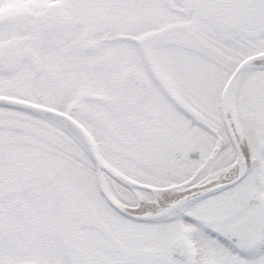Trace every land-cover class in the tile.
<instances>
[{"label":"snow or ice","instance_id":"snow-or-ice-1","mask_svg":"<svg viewBox=\"0 0 264 264\" xmlns=\"http://www.w3.org/2000/svg\"><path fill=\"white\" fill-rule=\"evenodd\" d=\"M0 264H264V0H0Z\"/></svg>","mask_w":264,"mask_h":264}]
</instances>
